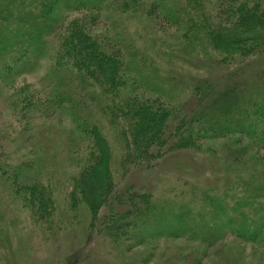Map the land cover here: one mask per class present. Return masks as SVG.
Instances as JSON below:
<instances>
[{
    "label": "trees",
    "instance_id": "trees-1",
    "mask_svg": "<svg viewBox=\"0 0 264 264\" xmlns=\"http://www.w3.org/2000/svg\"><path fill=\"white\" fill-rule=\"evenodd\" d=\"M14 5L20 6V17L10 15ZM108 11L145 14L157 31L173 29L188 54L213 61L220 77L214 83L198 79L187 89L190 102L179 97L180 91L176 98L173 79L166 81L173 67L159 84L146 81L142 65L132 67L110 29L98 28ZM45 57L51 59L53 73L69 72L80 92L92 91L90 100L101 118L92 121L77 111L76 86L70 93L52 91L42 98L25 83L13 91L15 101L8 97L10 107H19L18 114L29 122L34 115H55L61 123L55 111L70 118L67 154L76 171L63 176L62 201L88 221L87 242L99 238L119 247L185 238L214 244L232 236L264 248V73L256 83L248 82L251 88L244 82L249 62L264 58V0H0V92L15 86L16 77L23 79ZM144 79L148 93L140 92ZM101 120L120 147L103 134ZM227 138L240 145L242 158V152H250V160L244 164L231 156L228 165L241 171L234 170L222 184L199 189L183 182L186 189L176 196L188 198L171 202L178 206L169 212L160 208L152 191L122 183L132 170L152 173L173 152L215 153L202 143ZM9 169L0 167V185L8 187L16 209L31 218L29 225L50 240L63 226L52 183Z\"/></svg>",
    "mask_w": 264,
    "mask_h": 264
},
{
    "label": "rangeland",
    "instance_id": "rangeland-1",
    "mask_svg": "<svg viewBox=\"0 0 264 264\" xmlns=\"http://www.w3.org/2000/svg\"><path fill=\"white\" fill-rule=\"evenodd\" d=\"M20 10L19 5H14V12L10 15L15 13L14 17H20L19 14H23ZM109 13H103L98 28L110 29V34L121 42L126 50L132 67L142 65L140 73L147 80H143L140 92L146 93L148 90L144 86L145 80L159 84L157 82L164 79L165 71L168 72L173 67L175 71L169 72V78L165 77L166 81L169 82L172 78L171 84L176 89L172 86L171 88L175 90L176 98L180 91L179 97L182 96V99L190 102L192 97H189L190 92L187 89H192L198 79H207L214 83L217 77H220L213 61L204 55L188 54L190 49L186 43H179L175 33L173 36V29L167 33L157 31L145 14ZM75 15L73 13L70 16L72 18ZM106 15L110 17L109 21L106 20ZM251 62L255 63L249 62L244 74V82L249 88V83H256L257 76L263 77L264 73V58ZM53 72L51 59H39L32 72L26 74L23 79L16 77L15 86L0 92V167L3 170H15L22 177L39 175L40 180H46L47 177L52 183L59 208L57 213L63 220V226L50 240L44 238L41 230L29 225L31 218L16 209L18 205L11 201L12 194L7 191L8 187L0 185V264H264V248L261 250L252 243H241L232 236L214 244L212 242V245L207 244L210 241L188 242L185 238L146 241L138 246L124 242L119 247L102 242L99 238L87 242L88 221L80 215L82 212L73 215L62 201L66 189L63 176L76 171L67 154V143L72 136L70 118L65 114L61 116L60 111H55L62 120L61 123L57 122L55 115L49 118L34 115L35 118L29 122L18 114L19 111L22 114L19 107H10L9 98L12 101L16 99L13 91L25 83L37 88L42 98L52 91L56 94L68 92L71 86H76L77 111L84 113L91 120L101 118L100 110L90 100L92 91L86 88L83 93L80 92L75 76H71L69 72ZM171 92L173 91L169 93ZM100 123L103 134L117 146L118 142L112 137L106 121L101 120ZM27 128L29 129L26 130ZM39 131L42 132L40 135L37 134ZM239 146L234 144V139L208 140L202 143V147L213 149L215 153L196 155L183 151L173 152L164 158L152 173L132 170L124 177L122 183L152 191L156 194L155 198L161 209H174L178 204L171 202H183L188 198L176 196L185 191L183 182L195 184L200 189L217 182L222 184L234 170L241 171L239 166L228 165L231 156L240 158L244 164L250 160V152H242L243 158L240 156ZM261 155H264V152ZM119 156L120 152L115 148L116 158L113 163L115 166L117 164L116 167ZM117 169L116 178L121 180V171ZM199 214L205 218L208 216L211 223L217 224L219 221L203 210H200Z\"/></svg>",
    "mask_w": 264,
    "mask_h": 264
}]
</instances>
